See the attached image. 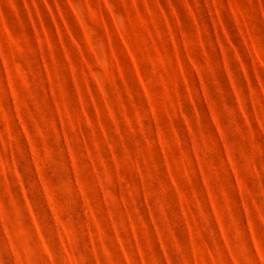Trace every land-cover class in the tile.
Returning <instances> with one entry per match:
<instances>
[{
    "label": "rangeland",
    "instance_id": "1",
    "mask_svg": "<svg viewBox=\"0 0 264 264\" xmlns=\"http://www.w3.org/2000/svg\"><path fill=\"white\" fill-rule=\"evenodd\" d=\"M0 264H264V0H0Z\"/></svg>",
    "mask_w": 264,
    "mask_h": 264
}]
</instances>
